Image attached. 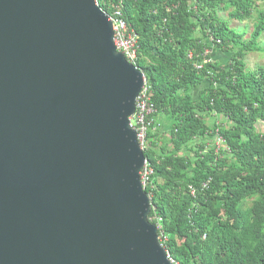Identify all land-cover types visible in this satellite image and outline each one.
Listing matches in <instances>:
<instances>
[{
	"label": "water",
	"instance_id": "water-1",
	"mask_svg": "<svg viewBox=\"0 0 264 264\" xmlns=\"http://www.w3.org/2000/svg\"><path fill=\"white\" fill-rule=\"evenodd\" d=\"M114 34L97 0H0V264H176Z\"/></svg>",
	"mask_w": 264,
	"mask_h": 264
},
{
	"label": "trees",
	"instance_id": "trees-1",
	"mask_svg": "<svg viewBox=\"0 0 264 264\" xmlns=\"http://www.w3.org/2000/svg\"><path fill=\"white\" fill-rule=\"evenodd\" d=\"M97 1L107 14L117 2ZM260 1L125 0L157 109L144 149L154 169L150 219L176 264H264V64L246 62L264 54ZM221 12L239 22L256 14L251 37ZM206 48L228 60L212 53L204 63Z\"/></svg>",
	"mask_w": 264,
	"mask_h": 264
},
{
	"label": "built area",
	"instance_id": "built-area-1",
	"mask_svg": "<svg viewBox=\"0 0 264 264\" xmlns=\"http://www.w3.org/2000/svg\"><path fill=\"white\" fill-rule=\"evenodd\" d=\"M124 5L125 0H117L115 4L112 5V13L107 14L110 20L113 22L114 27V41L119 51L123 52L126 57L133 63L137 65V61L139 58V33L136 31L134 27H131L125 19L124 15ZM214 39V37H211ZM217 43H220L221 40L217 39ZM213 53V49L206 48L204 52V63L212 62L213 59L208 56ZM193 56L192 53L189 55ZM138 66V65H137ZM203 65H198V67H202ZM157 109L153 103V91L151 86L146 83L138 96L137 99V108L136 112L131 116V124L137 130L138 139L143 149L148 146V134L152 128H154L156 124V113ZM216 146L217 151H219L222 146L226 143V139L224 136L217 131L216 137ZM154 172V169L146 161L144 168L141 171L142 182L145 189L150 186L152 183L151 176ZM206 184H204L205 186ZM192 194L195 195L196 189L194 187L191 188Z\"/></svg>",
	"mask_w": 264,
	"mask_h": 264
},
{
	"label": "rangeland",
	"instance_id": "rangeland-1",
	"mask_svg": "<svg viewBox=\"0 0 264 264\" xmlns=\"http://www.w3.org/2000/svg\"><path fill=\"white\" fill-rule=\"evenodd\" d=\"M262 9V8H261ZM264 10V9H263ZM221 17L225 20H230L229 19V12H221ZM257 19L255 21H247V22H239V21H234L230 20V24L232 27H234L238 31H245L246 33V38H249L250 33L254 29L256 25ZM248 56V55H247ZM246 62L248 65L249 69H255L257 68L258 65L264 63V55L261 53H252L246 58Z\"/></svg>",
	"mask_w": 264,
	"mask_h": 264
},
{
	"label": "crops",
	"instance_id": "crops-1",
	"mask_svg": "<svg viewBox=\"0 0 264 264\" xmlns=\"http://www.w3.org/2000/svg\"><path fill=\"white\" fill-rule=\"evenodd\" d=\"M257 7L259 8V10H263L264 9V0H261L258 4H257ZM262 8V9H261ZM257 18H256V14L254 15V17L253 18H251V19H249V20H247V21H250V20H252V21H255ZM247 21H245V22H247ZM238 30V29H237ZM254 30V29H253ZM253 30H252V32H253ZM240 31V30H239ZM240 32H243V33H245V31H240ZM252 32L250 33V36H249V38L251 37V34H252ZM246 34V33H245ZM261 43L264 45V36H262V38H261ZM252 53H259V52H252ZM252 53H250V54H252ZM250 54H248V56L250 55ZM262 54V53H261ZM264 55V54H263ZM213 56L215 57V59H217V60H222V61H226V60H228L227 58H228V55H227V53L225 52V51H222V50H216V49H214V51H213ZM248 56H247V58H248ZM264 64V63H263ZM260 65H262V64H260ZM259 66V65H258ZM257 66V67H258ZM256 69V68H255ZM252 70H254V69H252Z\"/></svg>",
	"mask_w": 264,
	"mask_h": 264
}]
</instances>
